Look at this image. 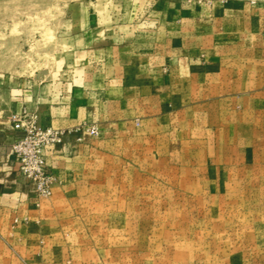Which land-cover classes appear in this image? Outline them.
<instances>
[{
  "label": "rangeland",
  "instance_id": "rangeland-1",
  "mask_svg": "<svg viewBox=\"0 0 264 264\" xmlns=\"http://www.w3.org/2000/svg\"><path fill=\"white\" fill-rule=\"evenodd\" d=\"M76 1L92 2L110 15L111 25L146 30L148 52L158 7L156 0H0V100L10 121L17 113L38 127L63 130L45 158L67 134L88 147L99 144L86 154L96 159L83 170L89 188L68 199L78 211L60 213L72 235L67 263L264 264V91L255 101L229 94L226 100L191 99L200 94L188 91L186 37L179 36V69L164 61L163 79L143 86L146 111L156 105L153 115L133 116L113 132L102 127L101 116L42 124L28 102L47 94L57 106L58 94L74 92L78 78L74 55L64 46L65 16ZM188 1L167 10L163 5L164 15L183 18ZM178 24L185 29V20ZM48 169L60 183L59 173ZM12 248L0 243V264H38Z\"/></svg>",
  "mask_w": 264,
  "mask_h": 264
},
{
  "label": "crops",
  "instance_id": "crops-1",
  "mask_svg": "<svg viewBox=\"0 0 264 264\" xmlns=\"http://www.w3.org/2000/svg\"><path fill=\"white\" fill-rule=\"evenodd\" d=\"M179 1H155V40L149 52L146 30L109 24L113 21L110 15L101 13L90 1L73 3L70 16H65L69 28L64 46L74 55L78 78L71 87L74 92L58 94L57 106L47 94H38L36 101L28 102L39 122L63 126L101 116L106 118L102 127L113 132L127 127L133 116L153 115L156 105L146 111L143 86L149 79H163L160 69L164 61H169L170 70L179 69V36L186 37L188 91L194 95L197 88L200 94L191 99L226 100L229 94L259 100L264 91L260 88L264 86V0H190L183 18L178 13L164 15L163 5L167 10ZM180 20L186 21L184 30H180ZM148 69L150 74H144ZM112 92L114 96L109 98L107 93ZM1 100L0 243L12 245L16 256L38 264H68L73 256L66 246L72 235L60 213L78 211L68 199L74 192L76 196L89 188L90 180L83 170L96 159L86 154L99 144L92 142L96 147H88L77 143L75 133H71L63 144L48 150V167L59 173L60 183L53 185L50 196L39 198L20 175L10 153L17 131Z\"/></svg>",
  "mask_w": 264,
  "mask_h": 264
},
{
  "label": "built area",
  "instance_id": "built-area-1",
  "mask_svg": "<svg viewBox=\"0 0 264 264\" xmlns=\"http://www.w3.org/2000/svg\"><path fill=\"white\" fill-rule=\"evenodd\" d=\"M11 124L20 132L10 144L20 175L37 197H48L57 178L47 167L45 150L61 142L63 130L38 127L29 119H21V114L17 113L11 114Z\"/></svg>",
  "mask_w": 264,
  "mask_h": 264
}]
</instances>
